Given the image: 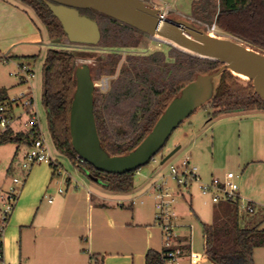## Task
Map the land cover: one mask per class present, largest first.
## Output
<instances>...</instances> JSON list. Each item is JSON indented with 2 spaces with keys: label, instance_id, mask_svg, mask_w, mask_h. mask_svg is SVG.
I'll return each instance as SVG.
<instances>
[{
  "label": "trees",
  "instance_id": "1",
  "mask_svg": "<svg viewBox=\"0 0 264 264\" xmlns=\"http://www.w3.org/2000/svg\"><path fill=\"white\" fill-rule=\"evenodd\" d=\"M149 1V0H145ZM46 27L50 41L66 37L59 19L44 0H22ZM80 13L96 20L101 30L99 46L135 47L148 35L94 9H80ZM191 15L197 21L212 25L236 36L264 53V0H192ZM38 25V24H37ZM90 58L85 53L50 47L42 68V103L48 128L56 149L70 157L72 163L88 178L100 183L110 192H130L134 188L135 171L112 174L99 171L79 158L70 135L69 116L75 91L74 68L79 58ZM38 55L25 57L36 61ZM121 55L115 51L99 55V73L115 75ZM219 61L199 57L172 47L168 53L155 50L144 55H128L107 92L95 89L94 112L99 136L111 154H125L139 145L162 115L171 100L193 81L197 74L218 69ZM19 83H24L20 81ZM0 102L10 98L0 90ZM214 110L212 117L264 110V101L255 92L253 82L225 70L217 94L205 106ZM42 133L40 124L28 130L9 127L0 135V145L30 146ZM51 164L56 167V162ZM223 216L212 223H204L205 250L218 264H255L254 250L264 246V228L252 219L240 222L239 202L224 201ZM181 247L186 248L183 244ZM165 250V249H164ZM2 255V247H0ZM2 261V258H0ZM147 264H165L162 253L150 250Z\"/></svg>",
  "mask_w": 264,
  "mask_h": 264
},
{
  "label": "crops",
  "instance_id": "2",
  "mask_svg": "<svg viewBox=\"0 0 264 264\" xmlns=\"http://www.w3.org/2000/svg\"><path fill=\"white\" fill-rule=\"evenodd\" d=\"M40 40L39 26L30 12L13 0H0V57H4L3 61L9 63L11 58L18 59L15 64L18 67L27 61L25 57L35 56ZM29 62L35 66V60ZM0 90L7 94L6 84L0 82ZM248 116L245 112L240 117L247 119L255 136L264 138V117L251 119ZM17 119L24 121L25 127L20 130L29 129L27 118L23 120L21 114ZM12 128L19 131L14 124ZM21 147L25 151L19 157V167L28 150L26 145ZM2 155L0 150V197L4 203L3 187L8 183L11 186L13 177L23 171L20 167L13 172L14 159ZM187 156L199 166L206 179L225 173L215 158L206 161L201 151ZM52 158L56 167L47 161L36 163L20 187L4 230L2 264H147L150 250L163 251L164 235L155 224V199L151 189L156 176L147 186V178L141 183L134 182L132 191L136 194L133 196L124 195L125 192L109 193L98 182L101 188L95 190L89 182L76 178L58 159ZM198 160L203 164L196 163ZM238 167L241 196L244 201L255 204L252 221L260 225L264 223V154L239 162ZM1 212L0 208V223ZM175 242L186 246L182 264H218L206 254L205 238L204 252L194 260L190 244L188 240L182 241L181 233ZM257 252H264V246L255 248L253 256Z\"/></svg>",
  "mask_w": 264,
  "mask_h": 264
},
{
  "label": "water",
  "instance_id": "3",
  "mask_svg": "<svg viewBox=\"0 0 264 264\" xmlns=\"http://www.w3.org/2000/svg\"><path fill=\"white\" fill-rule=\"evenodd\" d=\"M44 1L61 22L70 42L99 44L101 30L98 22L80 13V9L91 8L148 35L166 40L182 51L222 63L209 73L197 74L184 86L137 147L125 154L114 155L104 148L97 128L94 63L91 59L82 63L78 59L74 68L75 91L69 116L71 141L77 155L99 171L123 174L138 170L153 160L173 131L196 110L213 100L225 70L252 81L255 92L264 101V53L236 36H217L193 20L163 14L158 7L145 0ZM214 81H217L215 88ZM179 149L180 146L170 151L161 164Z\"/></svg>",
  "mask_w": 264,
  "mask_h": 264
},
{
  "label": "rangeland",
  "instance_id": "4",
  "mask_svg": "<svg viewBox=\"0 0 264 264\" xmlns=\"http://www.w3.org/2000/svg\"><path fill=\"white\" fill-rule=\"evenodd\" d=\"M16 3L22 5L27 9L34 21L38 24L41 40L37 45L35 56L38 58L35 61V77L29 83H19V79L11 75L18 71L17 62L18 59L11 58L9 63L3 61L4 57H0V82L6 84L7 94L6 96L13 99L16 98L27 88L32 86V96L34 98L36 110L40 119V128L43 135L46 138L49 151L52 157L58 159L64 166V168L81 179L89 182V184L95 189L100 190L101 185L97 182L90 180L85 174H83L78 167L72 163L71 159L67 155L61 154L54 146L53 140L48 128V122L46 117L45 108L42 103V68L46 55V51L50 47L59 49H69L76 52H82L88 55L90 58H79L80 62H85L91 59L94 63V79L96 81V88L102 92H107L112 85L113 79L118 75L121 65L124 63L128 55H144L149 54L155 50L164 51L168 53V50L175 47L172 43L163 40L159 37L145 35L142 42L135 47H110L103 49L99 45H85L79 43L70 42L69 39L63 37L57 41H50L46 27L42 24L40 19L35 15L33 10L27 6L22 0H13ZM148 2L154 4L160 9V12L166 15H177L184 17L194 22L205 26L208 30L212 29V25L201 23L194 19L191 15V2L192 0H149ZM217 36H229L230 34L221 30L217 25L215 31L212 32ZM115 51L120 53L121 60L118 64L117 73L115 75L102 76L99 73V55H105V52ZM1 54V53H0ZM90 61V60H89ZM17 81V82H16ZM217 85V81L213 82V88ZM211 106H204L196 110L186 120H184L179 127H177L165 146L156 154L153 160L143 165L135 173L134 182L141 183L142 180L147 178L146 186L151 183L152 177H157L159 174L168 173L173 165L179 164L188 154L203 152V158L212 160L215 158L218 162V166L223 170L235 171L239 173L238 163L249 160L250 158H259L264 154V138H259L254 135L252 128L249 127L247 119L240 117L242 113L224 115L219 118H213ZM14 113L16 116L22 114L23 120H26L27 116L24 114V109L21 105L14 106ZM245 113V112H244ZM251 119L255 117H264V110H254L246 112ZM240 114V115H239ZM24 123V121H23ZM19 119L14 121L15 129H23L25 126ZM246 125V126H245ZM227 139V142H226ZM214 146L212 147V145ZM181 146V148L170 157L165 163L161 164L162 159L173 149ZM16 143H6L0 146L2 150L3 158L14 159L13 172L17 171L19 167V157L23 155L25 151L24 147H20L19 151L16 149ZM260 151L262 154H260ZM18 153V155L16 154ZM16 157V158H15ZM203 160V159H202ZM203 161H196V163ZM21 164V162H20ZM22 170V168H21ZM11 176V174H10ZM17 176V174H16ZM23 177V172L18 174ZM76 177V178H77ZM12 179V176H11ZM146 181V180H145ZM9 183L3 187L2 194L9 191ZM112 193V192H109ZM128 196H133L136 191L125 192ZM192 199L190 197L178 198L177 204V218H176V232L181 233L182 241H187L190 244L191 259H199L204 252V225L203 223H212L217 217L223 216L225 213L226 204L224 201L218 204L204 203V199L196 185L191 190ZM0 208L3 209V202L0 197ZM240 222L242 225L251 220L253 214L244 213L241 209L239 211ZM259 227L264 228V223H260ZM185 250V248H184ZM259 251V250H258ZM254 257L255 264H264V252H257ZM182 264V262H181ZM185 264V262L183 263ZM187 264V263H186Z\"/></svg>",
  "mask_w": 264,
  "mask_h": 264
},
{
  "label": "built area",
  "instance_id": "5",
  "mask_svg": "<svg viewBox=\"0 0 264 264\" xmlns=\"http://www.w3.org/2000/svg\"><path fill=\"white\" fill-rule=\"evenodd\" d=\"M211 28V32L215 31L216 24L214 23ZM17 69L18 71L11 73V75L16 76L19 81L24 83L31 82L36 75L35 69L29 61L20 63ZM10 103L0 102V135L21 116V114L16 116L14 113V106L17 105H21L24 109L28 128L34 127L36 123L40 124L31 84L18 97L10 98ZM42 161L53 162L43 133L31 143L22 158L21 168L24 176H14L9 191L3 196L4 208L1 212L0 247H3L5 226L14 209L20 187L24 184L32 166ZM239 177V173L229 170L222 175H212L206 179L201 175L199 166L192 161L190 156H186L179 164L173 165L168 173L159 174L155 178L151 187L156 208L155 224L161 228L164 235V248L161 253L165 258V264H181L184 250L181 247L182 244L175 242L179 236L176 232L177 204L179 197H192L191 190L194 185L197 186L204 203L215 205L222 201H238L239 211L242 209L247 214L256 212L255 204L244 201L241 196ZM2 257L3 253L0 255V258Z\"/></svg>",
  "mask_w": 264,
  "mask_h": 264
}]
</instances>
